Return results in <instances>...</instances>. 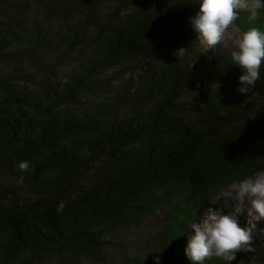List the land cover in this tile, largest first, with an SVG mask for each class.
<instances>
[{
    "label": "trees",
    "instance_id": "1",
    "mask_svg": "<svg viewBox=\"0 0 264 264\" xmlns=\"http://www.w3.org/2000/svg\"><path fill=\"white\" fill-rule=\"evenodd\" d=\"M198 10L0 0V264H191L190 225L264 171V68L250 93L236 91L235 46L207 60ZM234 23L264 30V9ZM230 264H264V242Z\"/></svg>",
    "mask_w": 264,
    "mask_h": 264
},
{
    "label": "clouds",
    "instance_id": "2",
    "mask_svg": "<svg viewBox=\"0 0 264 264\" xmlns=\"http://www.w3.org/2000/svg\"><path fill=\"white\" fill-rule=\"evenodd\" d=\"M198 2L199 10L190 21L193 29L199 34L204 48L222 45L226 32L238 19L241 10L248 13L250 20H256L264 9V0H198ZM181 49L186 48H179L175 53L177 56L183 55ZM231 61L241 69L236 91L250 93L261 80V69L264 68V30L250 27L242 32L231 51ZM18 167L21 171H26L30 164L23 160L18 163ZM222 196L233 200L252 197L251 204L255 209L256 218L264 219V171L239 184L231 185L223 191ZM63 207L61 204L60 209ZM252 238L251 229L241 226L234 215L210 211L203 220L192 225L184 250L191 264H205L212 256L221 258L225 264H230L236 259V252L250 245ZM161 259L159 254L153 257L155 264H161Z\"/></svg>",
    "mask_w": 264,
    "mask_h": 264
},
{
    "label": "rangeland",
    "instance_id": "3",
    "mask_svg": "<svg viewBox=\"0 0 264 264\" xmlns=\"http://www.w3.org/2000/svg\"><path fill=\"white\" fill-rule=\"evenodd\" d=\"M241 33L242 32L237 28V26L233 22V24L229 27V30L225 34V37L222 41V45L217 44L214 47L207 48H204V45L201 42V38L198 37L199 34L197 33L196 47L207 60H210L212 58L221 56L223 53H226L231 47H234L238 42ZM251 199L253 198L244 197L239 200H233L227 199L221 195L217 200L214 201L213 206L203 211L198 220L190 225L189 233L194 223L203 220L204 217L207 216L210 211H218L234 215L237 218L238 222L242 220V226L251 229L253 237L252 240L256 239L264 242V227L261 223L262 221H264V219L256 218V212L255 209H253L252 207ZM155 218L158 217L153 216L151 220H148L146 225L144 226V229L142 231H138L137 235L144 236L149 230L153 231L156 228L157 224V220ZM184 243L186 246L187 239ZM120 256L121 254H115V257H113L108 264H123L122 260L120 259Z\"/></svg>",
    "mask_w": 264,
    "mask_h": 264
},
{
    "label": "bare ground",
    "instance_id": "4",
    "mask_svg": "<svg viewBox=\"0 0 264 264\" xmlns=\"http://www.w3.org/2000/svg\"><path fill=\"white\" fill-rule=\"evenodd\" d=\"M203 215V214H202Z\"/></svg>",
    "mask_w": 264,
    "mask_h": 264
}]
</instances>
